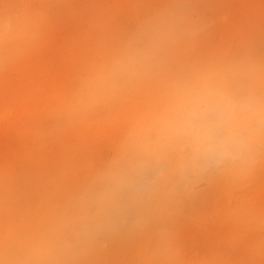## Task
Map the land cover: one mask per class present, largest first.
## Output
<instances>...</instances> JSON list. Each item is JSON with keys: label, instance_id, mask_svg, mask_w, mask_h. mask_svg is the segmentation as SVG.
<instances>
[{"label": "clouds", "instance_id": "clouds-1", "mask_svg": "<svg viewBox=\"0 0 264 264\" xmlns=\"http://www.w3.org/2000/svg\"><path fill=\"white\" fill-rule=\"evenodd\" d=\"M196 2L164 0L83 79L75 111L116 103L150 83L165 85L164 102L132 123L116 154L90 171L43 229L0 236V264H88L119 235L141 241L137 264H226L186 257L173 222L204 186L226 178L243 189L264 166V52L248 43L199 54L208 25ZM48 22L45 9L27 5L0 12V69L6 41H35ZM229 219L252 224L246 209ZM256 227L264 229V219ZM250 249H264V240Z\"/></svg>", "mask_w": 264, "mask_h": 264}, {"label": "rangeland", "instance_id": "rangeland-1", "mask_svg": "<svg viewBox=\"0 0 264 264\" xmlns=\"http://www.w3.org/2000/svg\"><path fill=\"white\" fill-rule=\"evenodd\" d=\"M163 2L0 0V12L27 5L45 9L49 18L35 41L21 35L2 46L0 88L7 84L14 89L0 97V109L6 113L1 115L0 132L9 141L0 146V236L34 233V216L42 215L46 225L90 171L116 154L132 123L150 119L162 107L163 83L147 84L116 103L86 112L70 113L68 104L78 96L87 74ZM193 6L208 25L199 54L223 47L237 50L248 43L264 52V0H197ZM20 65L26 70L22 75ZM6 158L8 170L1 167ZM189 201L192 207L182 209L173 222L186 257L264 264V249H250L264 240V229L256 227V221L264 219V166L246 188L218 178ZM235 209L248 211L251 226L229 219ZM237 231L241 235L234 239ZM140 243L127 235L112 237L88 264H137Z\"/></svg>", "mask_w": 264, "mask_h": 264}, {"label": "bare ground", "instance_id": "bare-ground-1", "mask_svg": "<svg viewBox=\"0 0 264 264\" xmlns=\"http://www.w3.org/2000/svg\"><path fill=\"white\" fill-rule=\"evenodd\" d=\"M25 71L26 70H24V67H22L21 65L18 66V73H20V75L26 73ZM8 88L14 89V86H10V85H7V84L5 86H2L0 88V97H4L6 95L5 93H6V91H7ZM77 97L78 96L71 97V99L69 100L68 107H69V112L70 113H74L76 106H78L77 105ZM1 115H4L5 116L6 113L0 109V122L2 121L1 119L3 118V116H1ZM8 143H9V141L7 140V136L6 135H3L2 130H1V132H0V146H4V144H8ZM0 152H3L1 148H0ZM9 162H10L9 159L6 158V160L4 162L5 165L2 164V166H1L2 169L8 170L9 169V165H10ZM12 165L15 167L14 163H11V168H12ZM192 205L193 204H192L191 201H189V202L186 201L185 204L183 205V208L182 209H184L186 207H188V208L189 207H192ZM35 219L37 220V222L35 224H33L35 226V231L34 232H38L41 229H43L44 226H45L44 223H43L44 219H43L42 215L41 216L40 215L39 216H34L32 218V220H35Z\"/></svg>", "mask_w": 264, "mask_h": 264}]
</instances>
